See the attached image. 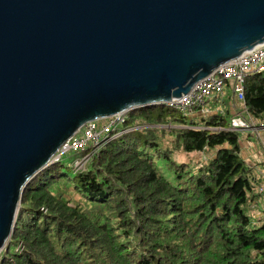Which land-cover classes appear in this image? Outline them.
Returning a JSON list of instances; mask_svg holds the SVG:
<instances>
[{"label":"trees","instance_id":"trees-1","mask_svg":"<svg viewBox=\"0 0 264 264\" xmlns=\"http://www.w3.org/2000/svg\"><path fill=\"white\" fill-rule=\"evenodd\" d=\"M243 95L263 118L264 70L246 74ZM225 108L139 107L83 168L43 167L21 192L0 264H264V212L250 213L258 192ZM174 149L212 154L193 168Z\"/></svg>","mask_w":264,"mask_h":264},{"label":"water","instance_id":"water-1","mask_svg":"<svg viewBox=\"0 0 264 264\" xmlns=\"http://www.w3.org/2000/svg\"><path fill=\"white\" fill-rule=\"evenodd\" d=\"M264 41V0H0V248L91 119L179 97Z\"/></svg>","mask_w":264,"mask_h":264},{"label":"built area","instance_id":"built-area-1","mask_svg":"<svg viewBox=\"0 0 264 264\" xmlns=\"http://www.w3.org/2000/svg\"><path fill=\"white\" fill-rule=\"evenodd\" d=\"M264 70V41L252 49L247 50L243 55L216 67L213 72L202 77L188 91L179 97H173L164 105L174 108L183 114H191L198 111L205 115L211 109L208 105L211 102L220 103L224 90L229 86L232 94L243 104V82L246 74L258 73ZM218 105L213 110H218ZM244 108V104H243ZM246 112V108H244ZM127 111H121L106 116L103 119H91L79 127V130L71 137L63 141L54 155L51 162H57L65 153L74 151H88L75 157L68 165L75 171L84 167L90 154H92L102 143L111 137L121 133V124L125 121ZM239 114V113H238ZM236 114L230 124L231 129L235 126H248L247 117ZM100 121V122H99ZM248 122V123H247ZM264 128L263 123L258 124ZM2 248H0L1 254Z\"/></svg>","mask_w":264,"mask_h":264},{"label":"rangeland","instance_id":"rangeland-1","mask_svg":"<svg viewBox=\"0 0 264 264\" xmlns=\"http://www.w3.org/2000/svg\"><path fill=\"white\" fill-rule=\"evenodd\" d=\"M230 105V112H229V125L231 126L230 122L232 118L236 115L235 111L241 109L239 103L237 101L231 100L230 103L228 104H223L220 103L218 104V111L224 113L225 112V107H229ZM240 114V113H239ZM238 114V115H239ZM242 116L247 117V121L249 122L250 125L248 126H235L234 129L238 131L239 137L242 135L243 137H248V134H254L258 131H264V128H259L258 124L263 123L264 124V116L263 118H255L253 117L248 111L246 112H241ZM193 116H199L198 114H194ZM192 116V117H193ZM100 120V119H98ZM100 122V121H99ZM247 122V123H248ZM168 128V127H167ZM251 132V133H249ZM163 139H162V145L169 148L171 146V142L169 141L171 134L167 131L166 133L163 134ZM251 138V137H250ZM257 138V136H256ZM253 141L255 144H257V140H255L254 137H252ZM261 146V151L264 154V144L260 145ZM212 154L211 151L203 150L200 153H183L180 150L174 149L172 152V155L174 158L181 160V161H189L190 165L195 168L198 166V164L201 163L205 158L210 156ZM61 160L68 163L71 162L73 157L69 153H65L61 155ZM262 159V156L260 157ZM259 159V160H260ZM250 172L254 176V187L256 191L258 192V197L257 199L253 202L252 208L250 213L253 214V216L258 217L262 216V213L264 212V173L259 172L257 173L256 171L253 170V167H250ZM3 249V248H2Z\"/></svg>","mask_w":264,"mask_h":264},{"label":"crops","instance_id":"crops-1","mask_svg":"<svg viewBox=\"0 0 264 264\" xmlns=\"http://www.w3.org/2000/svg\"><path fill=\"white\" fill-rule=\"evenodd\" d=\"M229 96L228 102L230 103L231 100H233V94L230 91L229 86H227L224 90V95L222 96V99H226V97ZM212 103V102H211ZM211 103H209L208 107L209 109L213 110V108H215V106H217L220 103H217L215 101V105L213 107H211ZM239 105L241 107V109L236 110L235 114L238 113H243L244 108H243V104L241 102H239ZM194 114H198L200 115L201 113H199L198 111H195L191 114H187L188 116H193ZM242 115V114H241ZM251 133V132H249ZM254 134H248V137H243L242 135H240L239 137V143H240V150H239V155L242 156V158L245 160V163L248 167H253V170L256 171L257 173L262 172L264 173V154L261 151V146L262 144H264V131H258ZM251 137V138H250ZM252 137L255 138V140H257V144H255V142L253 141ZM262 156V159H260V157ZM260 159V160H259Z\"/></svg>","mask_w":264,"mask_h":264}]
</instances>
